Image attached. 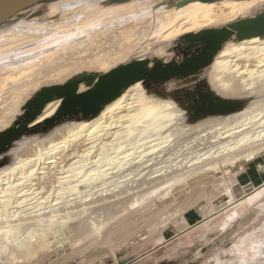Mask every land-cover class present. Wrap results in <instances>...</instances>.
I'll return each mask as SVG.
<instances>
[{"label":"bare ground","instance_id":"1","mask_svg":"<svg viewBox=\"0 0 264 264\" xmlns=\"http://www.w3.org/2000/svg\"><path fill=\"white\" fill-rule=\"evenodd\" d=\"M70 2L74 0L50 6L51 14L81 12L64 30L22 22L0 32V56H9L0 65V132L20 113L26 90L61 86L84 70L107 73L133 57H166L178 36L252 15L263 4L245 12L248 0H195L161 8L154 7L156 0H132L119 7L95 0ZM80 29L87 33L77 34ZM48 38L55 46L44 50ZM25 48L39 51L20 59ZM211 70L209 79L219 94L250 99L246 111L189 128L173 103L148 95L136 82L94 119L67 123L46 139L21 143L13 162L0 169V256L8 261L29 257V250L51 238L59 225L92 215L137 184L154 192L163 183L173 186L251 160L264 150V39L227 43ZM83 90L79 86L78 92ZM58 106L59 101L47 103L35 123L51 118Z\"/></svg>","mask_w":264,"mask_h":264},{"label":"rangeland","instance_id":"2","mask_svg":"<svg viewBox=\"0 0 264 264\" xmlns=\"http://www.w3.org/2000/svg\"><path fill=\"white\" fill-rule=\"evenodd\" d=\"M59 1L61 0L43 2L27 9L22 13V19H13L7 22L6 24L9 23L8 25L4 24L5 26L0 27V32L7 31L13 26H19L22 22L27 24L38 22L54 26L55 28L61 27V30L66 29L70 18L77 14L78 11L55 12L51 14L50 6ZM78 1L80 0H74V2L70 3ZM102 1L95 0L101 6L119 7L125 4H115L113 0ZM156 1H158V4H155L154 7L169 6L162 0ZM261 6V8L256 7L255 13L249 16L255 17L257 14L264 12V3ZM78 14H81V12ZM221 26L206 27L178 36L167 48L168 55L166 57L147 56L142 59L133 57L125 62L116 63L110 70L121 65L136 62L137 60L147 62V69L154 68L155 60L163 64L175 61L179 65L186 58L192 57L189 56L181 59V56H178V49L180 48L178 39L180 37L187 34L196 35L198 32L207 29H219ZM79 33H81L80 35H85L87 32L85 29H80L77 34ZM61 37L60 34L55 36L57 41ZM258 38L264 39V34ZM47 40L49 38L43 41L44 45L42 46L44 50L55 46V43L51 44L52 40ZM230 42L237 43L232 39L225 41L221 49L214 55L211 64L198 73L187 78L170 79L159 85H154L149 80L140 82V84L148 95L173 103L176 110L181 114L184 125L189 128H194L209 119L234 118L236 115L246 111L250 99H244L241 108L236 111L214 116H195L193 118V116H190L186 112V107L181 104L182 102L177 96L179 93L191 88L198 81L203 82L211 90L215 89L210 82L209 74L212 71L211 68L214 60L219 56L226 43ZM182 44L183 52H188L185 51L188 44H184L183 42ZM202 46L201 44H197L195 48L199 47L200 52ZM193 49L194 47L191 50ZM36 51H39V49H36L32 53H29L28 48L22 49L20 50L21 56L19 58L28 57ZM7 61H9L8 55L0 56V65ZM104 73L84 70L72 74L61 84L71 82L82 75H95L97 78H100ZM87 82L88 78L86 77L78 81L79 86L83 85V91L89 88L86 85ZM47 87H50V85L38 87L34 91L30 90L31 93L28 92L29 90L25 91L27 98L21 107L20 113L13 120L10 127L20 124L21 121L18 117H21L27 111H22L23 106L42 88ZM127 88L123 89L122 92ZM217 95L218 98L224 100L234 99L222 97L218 93ZM55 101L62 102L57 99ZM109 103L105 104L101 110ZM58 108L53 115L56 116L58 114ZM94 118L83 119L80 116L67 115L48 126L42 125L45 120L35 123L32 126L38 124L40 126L34 127L27 134L13 141L10 148L0 155V169L9 166L13 162L14 152L25 140L32 138L46 139L50 133L62 125L71 122L89 121ZM263 156L264 150L257 153L253 158ZM246 162H249V160L239 161L233 166L227 165L213 171H205L204 174L196 175L191 180L176 182L173 186H169L170 188L166 187L167 183H163L160 185V188H154V192L147 190V188H139V186L141 188L145 187V183L137 184L132 187L133 192L131 191L126 195L115 198L110 196L111 198L105 203V206L92 210V215L77 219L73 223L59 225L51 238L45 237L40 239L38 246L33 250H29V257L8 261L7 256H0V264H201L203 258L207 260L209 257H216L219 251H226L228 253L229 250L233 249L231 245L234 244V241L244 242V240L248 242L252 240V244H258L257 248L252 249H256L258 252L259 261L257 264H264V262L260 261V258H264V188L254 192L251 197L242 200L232 211L226 210L220 214L210 216V218L207 215L209 212L226 206L230 198L235 195L234 193L239 190L235 188L233 179L237 173L241 172L242 164ZM89 223H93L94 226H90ZM84 225L87 229L83 227ZM71 226L76 229H68ZM81 226L83 227L82 230H80ZM79 227L80 229H78ZM63 229L68 230L65 231ZM207 240L210 243H207ZM207 244L211 246L208 247ZM227 244L229 246H223ZM244 250L247 251L249 248H243V252ZM192 255H194L193 260ZM187 260H192V263Z\"/></svg>","mask_w":264,"mask_h":264},{"label":"water","instance_id":"3","mask_svg":"<svg viewBox=\"0 0 264 264\" xmlns=\"http://www.w3.org/2000/svg\"><path fill=\"white\" fill-rule=\"evenodd\" d=\"M53 0H0V27L7 22L23 18V12L27 9L43 2ZM131 0H113L115 4L126 3ZM169 6H182L189 1L195 0H162ZM201 2H219L223 0H198ZM249 6L245 12L253 9V6L264 3V0H248ZM243 13V12H242ZM9 24V23H8ZM6 24V25H8ZM5 26V25H4ZM264 34V12L255 17L239 15L230 23L221 26L219 29H207L198 32V34H187L180 37L178 43L188 44L185 51H191L197 44L203 45L200 52L195 56L186 58L179 65L175 61L163 64L155 60V66L147 69V62L137 60L136 62L125 64L113 68L104 73L100 78L95 75H82L71 82L61 86L42 88L35 96L26 102L22 111L27 110L25 114L18 119L21 121L18 125H12L0 132V155L6 152L13 141L27 134L34 127L37 118L43 112L44 106L52 101L60 100L58 114L45 120L42 125L48 126L56 123L59 118L73 115L86 118H94L98 115L101 108L112 101L122 93L123 89L136 82L149 80L154 85H159L170 79L187 78L202 69L206 68L213 61L214 55L221 49L225 41L233 40L241 42L249 38L259 37ZM29 50V49H28ZM29 54V53H28ZM83 77L88 78V90L78 93L79 83ZM223 97V96H222ZM215 107L212 110L214 114H225L236 111L241 108L244 100L228 101L221 98H214ZM195 118V116H193Z\"/></svg>","mask_w":264,"mask_h":264},{"label":"crops","instance_id":"4","mask_svg":"<svg viewBox=\"0 0 264 264\" xmlns=\"http://www.w3.org/2000/svg\"><path fill=\"white\" fill-rule=\"evenodd\" d=\"M233 180L235 188L239 190L234 193L235 195L230 198L226 206L209 212L207 214L209 215L208 218L226 210L232 211L242 200L251 197L254 192L264 188V156L253 158L249 162L242 164L241 172L237 173ZM251 241H234V244L231 245L233 249L229 250L228 253L226 251H219L216 257H209L207 260L203 258L201 264H257L259 261L258 252L252 248H257L258 244H252ZM207 243L210 242L207 240ZM207 246L210 247L211 245L207 244ZM223 246L226 247L229 244ZM243 248H249V250H244L243 252ZM193 258L194 255H192V260ZM192 260L187 261L192 263ZM260 261L264 262V258H260Z\"/></svg>","mask_w":264,"mask_h":264},{"label":"flooded vegetation","instance_id":"5","mask_svg":"<svg viewBox=\"0 0 264 264\" xmlns=\"http://www.w3.org/2000/svg\"><path fill=\"white\" fill-rule=\"evenodd\" d=\"M182 46L183 44L180 43V48L178 49V56L179 57L181 56V59L185 57L193 56L199 52L200 46L194 48L193 50H191V52H183ZM214 90H211L209 87H206L203 82L198 81V83H195L194 85H192L191 88L179 93L177 96L179 97V100L182 102L181 104L184 107H186V112L189 113L190 116H196V117L214 116L217 115L212 113V110L215 107L214 98L218 97L217 95L218 92ZM213 91L217 93H214ZM230 100L235 101L236 98L228 99V101Z\"/></svg>","mask_w":264,"mask_h":264}]
</instances>
